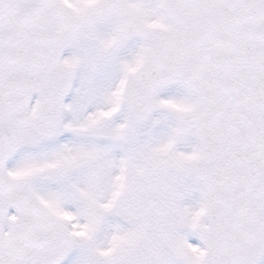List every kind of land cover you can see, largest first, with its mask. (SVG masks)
<instances>
[{"label":"snow or ice","instance_id":"6c2138e0","mask_svg":"<svg viewBox=\"0 0 264 264\" xmlns=\"http://www.w3.org/2000/svg\"><path fill=\"white\" fill-rule=\"evenodd\" d=\"M0 264H264V0H0Z\"/></svg>","mask_w":264,"mask_h":264}]
</instances>
